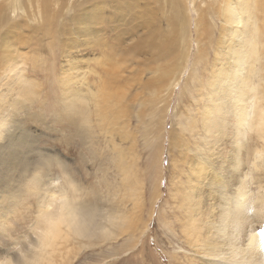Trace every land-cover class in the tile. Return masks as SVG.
Segmentation results:
<instances>
[{"label":"bare ground","instance_id":"1","mask_svg":"<svg viewBox=\"0 0 264 264\" xmlns=\"http://www.w3.org/2000/svg\"><path fill=\"white\" fill-rule=\"evenodd\" d=\"M51 1L53 0L0 1L2 3L0 5V29L8 19L14 18L9 15L10 12L8 10L16 13L20 9L23 11L25 9L33 19L34 17L39 18V14L44 12V10L49 13L51 20L49 17L46 18L48 21L46 22V27L51 28L53 31L54 25L58 23H54V19L58 15L63 14L67 0H57L60 2V7L50 10ZM77 1H70L72 9L79 7L78 4L84 5V2L76 3ZM195 1L197 5L193 9V13H195L193 18L195 24L194 32V29H190L189 33H187L189 17L192 14L189 0L114 1L110 5L111 7L113 5L117 12L112 18H110V15L103 17L102 10L97 8L101 7V5H95L90 14L81 12L73 16L74 20L72 21L74 23L81 17L82 20L88 22L84 29L78 26V29L71 28L69 31V29L62 27V30H59L60 32L53 31L55 40L61 38L58 35H63L64 33L67 35L68 32L71 35L81 32L82 36L87 37L90 25L99 23L97 18L101 17L103 23L106 21L116 22L113 31L110 30V32H113L112 34L117 37L116 40L120 42V46H117L116 50L121 47L119 53H113L116 52L113 51L115 50L114 45L109 47L113 71L109 67V63L108 67H101L100 78L97 81L101 89L100 93H97L92 101L88 100L89 93L95 94L93 90H90L83 100L78 98L65 100L66 104L64 105L61 118L68 117L69 124L67 127L74 129L77 134L79 131L82 132L83 128L86 132L84 134H89L94 131L92 126L94 117H97V119H94L95 122L96 120L98 121L96 122L97 126L106 128L102 124L107 120L110 121V117L105 110V106L110 107L115 109V125L118 127L116 131L121 129L124 140H126L132 133L131 130H128L131 127L130 121H132L133 115H136L138 129L146 136H150L153 133V141L157 143L156 155L152 159L151 166V171H153V176L156 179H153V189L150 195L153 196V199L155 197L158 198L160 196V187L157 185V181H159V175L162 173L161 163L163 162L161 155L166 147L161 143L162 138L165 137L162 135V131L165 129L164 124L169 109V99L175 92L176 86L180 85L181 76L184 74L185 69L187 70L192 62L189 70L190 74L185 79L186 88L183 90H198V94H201L199 96L203 98L204 104L201 111L197 112L196 115H191L193 113H190L191 108H189V113L185 114L188 117H180L179 124L181 127H177V130L174 131L176 140L171 142L172 147H169L172 151H170L171 159L173 160L172 166H175L176 169L178 168L177 171L180 175L186 174V177H188L187 183H181V186L175 192L176 197L181 201L179 206L188 215L186 219L188 233L194 237V240L196 239L199 245H202L200 251L204 249V251H207L208 256L218 259H212L213 261H209L210 264H264V252L263 248H260L264 238L261 239L260 236L255 238L254 234L251 236L246 235L249 227H251L248 222L253 221L252 216L249 214L250 210H248L250 205L247 202L249 195L246 182L242 181L235 190L231 187L233 183L236 186L235 181L239 178L238 172L241 170L243 160H245L244 154L248 153L250 145L245 140L246 137L254 130L259 138L264 139V105L260 104L262 98L264 99V95L261 94L260 89L257 87L258 84L253 85L254 74L257 72L254 61L258 59V56L260 57L256 45V40L260 37L258 34L260 27L258 12L259 15H264V0ZM37 5L39 11L37 10ZM258 5H260L259 8ZM120 10H127L130 24L123 22L122 16L118 13ZM136 10H139V19L136 17ZM22 13V16H24L25 12ZM42 15L44 14L42 13ZM14 19L16 20V18ZM136 23H139L140 28L143 27L144 29L142 41L140 40V45L142 43L144 46V54L148 56L153 51L150 53L151 66L140 72L143 75L145 74V77L124 76L117 72L120 69V66H117L121 58L119 54L124 55L126 52L131 54L133 49H137L133 45L128 50L122 47V45L124 46V44L128 43V37L126 38V36L133 37L132 39L137 37L138 29L135 28ZM16 25L15 30L17 31L18 40L22 38V31L26 29V26L27 28L36 27L29 23L20 24V22H16ZM91 26L93 27L94 25ZM36 28V32L41 30L38 25ZM90 33L93 32L91 31ZM247 33L249 35L245 36ZM187 34H189L193 43H200L202 38L206 37L203 43L204 50L200 46L198 53L194 54L193 60L192 55H189ZM6 35V33L0 35V44L3 48L0 56L1 113H4L3 111L7 106L11 107L13 105L8 102L11 97L9 93L12 91L14 84L20 82L22 86H19L18 89L21 90V95L28 97L23 84L33 83L32 81H23L24 74L27 73L28 69L26 70L25 61L22 60V54L19 55V52L16 55L19 61L16 62L14 60V49L4 40ZM182 41L185 43H181ZM62 42L64 43V41ZM37 44L39 45V42ZM106 45L109 44L107 43ZM176 50H179V56L176 54ZM138 51L141 53V46ZM102 52L104 54L102 57L105 56V53H108L104 49ZM113 54H115L114 57ZM189 58L191 59L189 60ZM177 59L179 60L178 63L175 62ZM201 62H204L202 70L206 72V75L202 71L198 72L200 68L198 69L197 66ZM102 63L105 64L104 61ZM23 66L24 68L22 69ZM208 66L212 70L211 72L206 71ZM243 71L244 73L242 74ZM118 75L121 76L118 77ZM125 79L128 80L127 85L126 82L122 84ZM73 80L74 77H68L67 85ZM193 81L196 82L194 86L192 85ZM120 83L121 85H119ZM130 86L133 91L132 89L129 90ZM203 89L204 92L202 93ZM128 90L129 93L127 94ZM131 91L134 94L129 97L132 93ZM141 95L144 96V99L142 98L138 101ZM199 96H197L198 101ZM126 100L129 105L126 104ZM187 105L190 106L189 104ZM134 107H138V109H134ZM94 113L97 116H93ZM14 115L16 116L17 113ZM78 115H80V118L76 119ZM122 117L128 119L126 128L122 127ZM77 123L82 127V131L78 128ZM82 123L84 124L82 125ZM0 124L5 126L6 121L0 118ZM195 133L199 134L200 137L205 135V142L212 144L209 149L216 154L220 153L217 167L211 166V162L206 157H200V143H197L193 149L191 146H187L191 138L197 135ZM133 135L135 133L132 134V137ZM14 139L15 132L12 129H0V151L2 150L0 157L2 156L1 158L5 163L9 158L13 157L12 160H14L15 157L21 155L19 153H7L4 155L5 148L12 149V145L13 147L21 146ZM125 143L123 141L124 145H126ZM126 147L116 142V147L112 148L113 152L108 158L109 165L106 167L105 165L102 166L105 170L108 166L109 169L114 167L116 175L120 174L119 179H114L115 174L112 175L115 188H109V192L114 190L115 194H112V198L108 199V209H104L102 204L97 205L98 198L94 200L88 199L86 192L81 187L83 194L74 202L66 220L68 230L74 234L75 239L71 243L66 242L67 246L61 252L63 260L72 259L74 252L79 251V249L83 250L103 242L118 240L124 233L129 231V235L133 238H137L138 234L143 232V230H137L139 229L138 225H146V221L143 218L144 205L146 204L143 194L144 180L139 176L141 172L138 170V161L134 162L133 155L129 150H126ZM132 147L130 148L133 149ZM257 148L261 147L257 146ZM218 149L219 153L217 152ZM223 150L225 151L224 154H222ZM191 151L196 154L194 155ZM104 152L107 154V151ZM12 160L10 161L11 164ZM23 161L24 158L19 162ZM238 161L240 162L239 164ZM185 165L189 166L187 171H184L183 167ZM7 166L9 165L7 164ZM62 166L67 167L66 164H62ZM209 167L213 169V173L211 174V171H208L211 174L208 176L207 170ZM64 169L66 170V168ZM69 170L71 172L70 168ZM49 171L46 173L44 181H46L47 177H53L49 176ZM21 175L24 176L22 173ZM256 179L260 180L261 178L259 179L257 176ZM105 180L108 184L110 183L107 179ZM115 183H117L116 186ZM119 183L122 186H118ZM205 184H208V187ZM44 187H46V183L42 182V191ZM109 187L111 186L109 185ZM17 190L18 192L16 193L21 198L25 197L22 187ZM238 193L242 197L239 201L237 200ZM95 196L98 197L97 194ZM6 198H8V195L5 197L0 192V201L2 199L6 200ZM8 199L11 203L7 208H0V212L2 210L10 212L6 213L5 221L11 225L13 222L12 214H21L22 210L20 211L19 208L21 200L18 198L12 199L11 196ZM22 199L24 200V198ZM260 218L258 215L254 221L258 222ZM240 237L243 241H241ZM241 243L243 244L241 245ZM124 244L123 248L129 246L128 242ZM70 250L73 251V254L67 256Z\"/></svg>","mask_w":264,"mask_h":264},{"label":"rangeland","instance_id":"2","mask_svg":"<svg viewBox=\"0 0 264 264\" xmlns=\"http://www.w3.org/2000/svg\"><path fill=\"white\" fill-rule=\"evenodd\" d=\"M70 1L71 0H67L63 9V14L58 15L55 18L56 20L54 19V23H58L54 25L53 31L62 30V27L69 29V31L71 28L78 29V26L81 27V29H84L88 22L82 20L81 17L74 23V21H72L74 20L73 16L81 12L90 14L95 5H101V7L97 8L102 10L103 17H108L110 15V18H112L113 15H116L117 11L115 7H113V5L111 7L110 4L114 1L120 0H78L76 3L84 2V5L82 6L78 4L79 7L76 9H72V3H70ZM189 3L191 4L192 14L189 17L187 33H189L190 29H194L193 32L195 31V24L193 20L195 13H193V9L194 6L197 5L195 0H189ZM0 5H2V3H0ZM59 5V1L53 0L50 2L49 8L50 10L54 8L58 9L60 7ZM259 7L260 5H258V8ZM38 8L39 7L37 5V10L39 11ZM8 11L10 12L9 15H12V17L16 18V20L14 18L8 19L7 22L2 25L0 35H3L4 33L7 34L4 40L13 47V58L16 62L19 61L18 58H16L17 53L19 52V55L22 54V60L25 61L26 70L28 69L29 71L24 74L23 81L33 82L31 84H23V88L25 89L28 97L21 95V90L18 89L19 86H22L20 82L14 84V86H12V91L9 93L11 97L8 102L13 105L11 107L7 106V108L3 111L4 113H1L0 110V118H3L6 121V125L3 130L12 129L15 132L14 141H18V143L21 144L20 147H13L12 145V149L5 148L4 155L7 153L21 154L18 155L19 158H14L15 161L12 160V157L5 163V161L1 158L2 156L0 157V160H2L0 161V177H2V179H0V192L5 197L8 195V198L11 196L12 199L18 198L21 200L19 202V208L20 211H22L19 216L24 217L27 213L25 211L24 200L22 199L24 197L21 198V196L16 193L18 192L17 189L22 187L23 180L30 175L41 157L51 158L56 163L59 162L58 164H66L67 167L63 168H66L69 172V168L71 169L70 173L78 180V182L81 183V187L86 192L88 199L94 200L98 198L97 205L102 204L104 209H108V199H111V195L115 194L114 190L109 192V188H115L113 186V181L115 178L119 179L120 174L116 175V169H114V167L113 169H109L108 166L105 170L102 166L105 165L106 167L109 165L108 163L110 162L108 161V158L111 156L110 154L113 152L112 148L116 147L117 142L119 145H123L124 147L128 145L126 150L131 152L134 162L138 161V170L141 172L139 176L144 180L143 194L146 204L144 205L143 218L146 221V225H138L139 229L137 230H143V232L138 234L137 238H133L129 235V231L124 233L118 240L103 242L102 244L100 243L97 246L88 247L83 250L79 249V251L74 252V254L73 251L70 250L67 256L73 254L72 259H66L64 261H66L67 264H210L209 261H213L212 259L218 260L217 258L208 256L207 251H204V249H201L200 251L202 245H199L196 242V239L194 240V237L189 235L187 230L188 223L186 220L188 215L179 206V202L181 201L175 195V192L181 186V183H187L188 177H186V174L180 175L177 171L178 168L176 169L175 166H172L173 160L170 155L172 151L169 147H172L171 142L176 140V134L174 131L177 130V127H181L179 124V120L181 119L180 117H188L185 114L189 113V108H191L190 113H193L191 115H196L197 112L201 111L202 105L204 104V101L202 100L203 98L199 96L201 94H198V90L190 89L192 92L188 89L183 90L186 88L185 79L186 77L188 78L190 74L189 70L192 66V62L190 63L189 68L187 70L185 69L184 74L181 76L180 85L176 86L175 92L169 99V109L165 120L166 122L164 124L165 129L162 131V135L165 137L162 138L161 142L162 145H165L166 147L164 153L161 155L163 162L161 163L162 173L159 175L160 182L157 181V185L160 187V196L153 199V196L150 194L153 189V179L156 178L153 176L151 166L152 159L156 155L157 143L153 141V133H151L150 136H146L138 129V120L136 115H133L132 121H130L131 127L128 130H131L132 133L128 138H126V140H124L121 129L116 131L118 127L115 125V109L110 107L105 106V110L110 117V121L107 120L102 124L106 126V128L97 126L96 122L98 121L96 120L95 122L94 120L95 118L97 119V117H94V119H92L94 131L89 134H84L86 133L84 128L82 131V127H80L78 123L77 126L82 132L79 131L77 134L74 129L67 127L69 124L68 117L61 118L64 105L66 104L65 100L71 98L83 100L86 97V94L89 93L90 90H93L95 91V94L89 93L88 100L92 101L94 96L97 95V93H100L101 89L99 88L97 81L100 78L99 73L101 71V67H108L109 63V67L112 69V58L110 57L111 53L109 52V47L110 45H114L115 50L113 51L116 52L113 53H119L121 49V47H118L120 49L116 50V47L120 46V42L116 40V35L112 34L113 32H110V30L113 31L116 22L106 21L103 23L102 18L98 17L97 20L99 23L91 24L94 25L93 27L90 25L87 37L82 36L80 34L81 32L74 35L68 34V32L67 35L65 33L63 35L61 34L62 36L58 35L61 37L60 39H62L59 41L60 39H54L52 29L46 27V22H48L46 18L49 17V13L45 10L39 14L40 19L38 17H34L33 19L29 16L25 9L24 11L20 9L16 13L11 10ZM22 12H25L24 16H22ZM42 13L44 15H42ZM118 13L122 16L125 24H130L127 10H120ZM136 17L139 19V10H136ZM49 18L51 20V17ZM258 19L260 26L258 34L260 37L256 40V45L257 52L260 57L258 56L259 60L256 59L254 61L255 70H257V72L254 74L253 85L258 84L257 87L260 89L261 94L264 95V78H262L264 77V15H259L258 12ZM16 22H20V24L24 25L25 23H29L36 27L38 25L41 30L36 32V27L27 28L26 26L25 30L20 29L23 30V35L22 38L18 40L17 31L15 30V27L17 26ZM135 28L138 29L137 37L132 39L133 37L126 36V38L128 37L127 41L129 46L128 43H126L124 46L122 45V47L128 50L129 47L133 45V47H137V49H133L131 54L129 52H126L124 55L119 54L121 58L119 59L117 66H120V69L117 72L124 76L129 75L132 77V75H135L136 77H145V74L143 75L140 72L151 66L150 53L153 51H151L148 56L144 54V46L142 43L140 45L144 29L143 27L140 28L139 23L135 24ZM91 31L93 33H90ZM248 35L249 34L247 33L245 36ZM187 38V43L189 44V55H192L193 60L194 54L198 53L200 46L204 50L203 43L206 40V37H203L200 43H193L189 34H187ZM62 41H64V43ZM38 42L39 45L37 44ZM183 42L184 41L181 43ZM107 43L109 45L105 46ZM140 46L142 47L141 53L138 51ZM90 48L94 49L91 50ZM103 49L108 52L105 53L104 57H102L104 55L102 52ZM2 52L3 48L0 44V56L2 55ZM176 54H179V50H176ZM114 55L115 54H113V57ZM190 59L191 58H189V60ZM103 61L105 64L102 63ZM175 62L178 63L179 60L177 59ZM203 64L204 62H201L197 66L198 69L200 68L198 72L200 73L202 71V73L206 75V72L202 70ZM23 68L24 66L22 69ZM206 71L211 72L212 70L208 66ZM243 73L244 71L242 74ZM121 75H118V77ZM68 77H74V80L67 85ZM125 82L127 85L128 80L125 79L122 84H125ZM195 83L196 82L193 81L192 85L194 86ZM119 85H121V83ZM130 89H132L131 86L129 90ZM129 90L127 91V94L129 93ZM203 92L204 89L202 90V93ZM133 94L134 92H132L129 97ZM141 96L138 98V101L142 98L144 99V96ZM197 96H199V101ZM126 104L129 105L127 100ZM260 104L264 105L263 98ZM90 108L92 109V107ZM135 108L138 109V107H134V109ZM15 113H17L16 116L14 115ZM93 116H97V114L94 113ZM79 118L80 115L76 116V119ZM127 121V118L122 117V127L126 128ZM83 124L84 123H82V125ZM133 133H135V135L132 137ZM256 133L257 132H254L253 130L245 139L248 145H250L248 153L246 152L244 154L246 158L244 157L245 160H243L241 170L238 172L239 178L235 181L236 186L233 183L231 184V187L235 190L239 187L242 181L246 182L247 193L249 195L247 202H249L250 205H248V210H250L249 214L252 216L253 221L258 215L261 217L258 222H248L251 227H249L246 235L251 236L254 234L255 238H259L258 232L264 224V167L260 169H253L249 166L253 152L255 151L254 149H256L257 146L264 147V139L259 138ZM123 141L126 142V145L123 144ZM130 143H134L135 145ZM197 143H200L201 147L199 150L200 157H206V159L211 162V166H218L220 160V153L218 152L219 149L217 150L219 154L211 151L209 148L212 144L205 142V135L200 137L199 134L195 135L194 138H191L190 143L187 144V146H191L193 149L196 147ZM224 150L226 151V149ZM104 151H107V154ZM206 151L208 152L206 153ZM225 151L222 154H224ZM1 152L2 150L0 151V154ZM192 153L194 155L196 154L194 152ZM20 158H24V161L19 162L21 161ZM11 160L12 164L10 163ZM7 164L10 167L7 166ZM210 167L207 170L208 176L213 173V169H210ZM183 168L184 171H187L189 166L185 165ZM6 170H8V172H6ZM208 171H211V174ZM21 173L24 174L25 177L21 175ZM49 174V176L53 177H47L45 179L46 181L59 178L60 170L53 168L49 171ZM112 175H114V179ZM254 176L256 177L254 178ZM257 176L261 179H256ZM105 179H107L110 183L108 184ZM109 185L111 187H109ZM116 185L117 183H115V186ZM118 186L122 185L119 183ZM205 186L208 187V184H205ZM95 194H97L98 197L95 196ZM8 198L0 201V208H7V206H9L11 202H9ZM6 213L10 212H6L5 210L0 212V223L6 222ZM15 215L12 214L13 222ZM241 241H243V239H241ZM127 242L129 243V246L123 248V245H125L124 243ZM242 244L243 243H241V245ZM260 248H263V245L260 246ZM9 255H15V253L11 243L5 242L0 245V257Z\"/></svg>","mask_w":264,"mask_h":264},{"label":"clouds","instance_id":"3","mask_svg":"<svg viewBox=\"0 0 264 264\" xmlns=\"http://www.w3.org/2000/svg\"><path fill=\"white\" fill-rule=\"evenodd\" d=\"M4 127L0 124V129ZM249 166L264 167V147L253 152ZM53 168L60 170L59 178L44 181ZM42 182L46 183L43 191ZM22 188L27 215L20 217L16 213L11 225L0 223V245L11 243L15 253L0 257V264H67L61 252L75 236L69 232L66 220L74 202L83 194L81 183L62 165L41 157L23 180ZM241 199L238 193L237 200Z\"/></svg>","mask_w":264,"mask_h":264}]
</instances>
